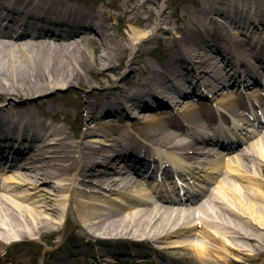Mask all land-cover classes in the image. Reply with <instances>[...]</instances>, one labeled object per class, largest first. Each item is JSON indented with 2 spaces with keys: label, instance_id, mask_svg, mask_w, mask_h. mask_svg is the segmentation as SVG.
Segmentation results:
<instances>
[{
  "label": "bare ground",
  "instance_id": "bare-ground-1",
  "mask_svg": "<svg viewBox=\"0 0 264 264\" xmlns=\"http://www.w3.org/2000/svg\"><path fill=\"white\" fill-rule=\"evenodd\" d=\"M162 1L113 0V11L93 0H0V166L8 164L0 253L35 236L65 248L56 259L76 255L90 264H232L229 250L252 259L264 251L263 130L214 162L206 160L213 144L188 133L207 129L218 114L246 115L247 97L263 105L264 0H244L242 8L184 0L174 19ZM162 17L172 31L157 28ZM196 89L207 100L199 102ZM56 96L72 99L57 105ZM73 113L88 129L75 140L63 125ZM147 153L188 168L199 162L214 174L188 202L138 197L130 207H107L102 189L149 192L144 178L158 160ZM71 215L89 241L109 234L107 248L66 245ZM186 217L193 222L183 225ZM132 235L138 245L129 248Z\"/></svg>",
  "mask_w": 264,
  "mask_h": 264
},
{
  "label": "rangeland",
  "instance_id": "rangeland-1",
  "mask_svg": "<svg viewBox=\"0 0 264 264\" xmlns=\"http://www.w3.org/2000/svg\"><path fill=\"white\" fill-rule=\"evenodd\" d=\"M93 1L96 4H102L103 2H107L111 6L110 7L111 10L117 11L114 8V4L112 3L113 0H105V1L93 0ZM162 2L167 7V11L169 12V14H171V19H174L173 13H174L175 9H178V7L185 4L184 0H174L171 3L169 2V0H164ZM161 21H162L161 26L157 27V28H159V29L165 28L169 31H172V26L169 23H166L163 20V17H162ZM154 30L150 31L151 34L154 32ZM154 43L156 44L157 42H154ZM161 53H162V47L159 46L156 49L155 55H153V60L158 58V56H160ZM98 84H100V83H94V85H98ZM65 92H66V90L58 91V93H65ZM93 98H95V96ZM71 99L72 98H70V97L60 98L59 96H56V98L53 102L57 103V105L65 104V103L67 104V102L65 100L68 101ZM53 102H50L48 104L51 105V104H53ZM79 122H80V118L78 116H76V114H74V113L70 114L69 117L63 121L64 127L67 129L68 133L73 135L74 140L78 138L77 135L82 136L88 130L86 127H84L82 129L83 131H80L78 129L80 127ZM117 131H118V129H117ZM93 138H96V137L93 136ZM103 139H105V138H103ZM212 157H214V156H212ZM206 159H209V158L206 157ZM259 175L262 178H264L263 175H261V174H259ZM49 188H50L49 186H46V189H49ZM109 195H112V194L110 192H108L107 190L102 189V193L100 194V197L102 196L103 198H107ZM109 202H110V198H108V203ZM186 219L189 221L186 222L185 224H189L190 223V217H186ZM77 221H78V218H76L74 215L70 216L68 224H67V230H66V232H67L66 234H68L67 242H70L76 248L79 247V248H83L86 250L95 251L98 249L101 250V249L107 248L106 245L102 246L99 242H93L92 241L90 243H87L89 238H85L80 229H76V228L73 229V227L76 225ZM57 225L62 227L64 225V222L57 223ZM198 229H199V227H198ZM210 229L212 230L211 227H210ZM168 230H173V228L172 229L168 228L164 232H167ZM212 231H215V230H212ZM221 231H226V230L221 229ZM0 234H1V232H0ZM1 236L2 235H0V237ZM35 237L36 238L34 239V242L31 244L21 242V243H16L13 247L9 245L6 250H4L0 253V264H19L20 261L23 260V258L28 260L31 264H90V262H88V261L78 260L76 258H74L73 261H71V262H68V261L57 262L56 259L54 258V255L56 254V252L61 250V248L55 247V246L52 247L53 246V244L51 242L52 238L51 239L49 237L39 238L38 236H35ZM193 240H195V239L193 238ZM229 243L232 245H237V244H235L236 243L235 240H232V239L230 240ZM153 244H154L153 246H155L159 250H162L164 253H168V252H169V254L172 253V250L167 248V245H168L167 243L153 242ZM229 251H230L231 255L233 256V257H231L233 259L232 264H264V251L261 252L257 256V258L253 257V259L251 257H249L248 254L239 253V252L233 251V250H229ZM234 256L240 258V260H237V261H236V259L234 260ZM191 263H192L191 261H188L186 264H191ZM113 264H124V263H113Z\"/></svg>",
  "mask_w": 264,
  "mask_h": 264
}]
</instances>
